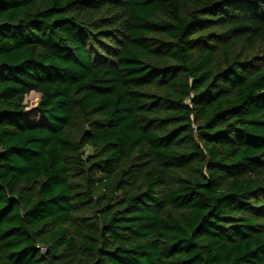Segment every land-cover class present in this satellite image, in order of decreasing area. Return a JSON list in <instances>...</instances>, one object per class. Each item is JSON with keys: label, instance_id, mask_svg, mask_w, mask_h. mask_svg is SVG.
Segmentation results:
<instances>
[{"label": "trees", "instance_id": "16d2710c", "mask_svg": "<svg viewBox=\"0 0 264 264\" xmlns=\"http://www.w3.org/2000/svg\"><path fill=\"white\" fill-rule=\"evenodd\" d=\"M0 264H264V0H0Z\"/></svg>", "mask_w": 264, "mask_h": 264}, {"label": "rangeland", "instance_id": "374dc122", "mask_svg": "<svg viewBox=\"0 0 264 264\" xmlns=\"http://www.w3.org/2000/svg\"><path fill=\"white\" fill-rule=\"evenodd\" d=\"M38 101H39V96L32 93L26 98L25 103L28 105V107L33 108L37 105Z\"/></svg>", "mask_w": 264, "mask_h": 264}]
</instances>
